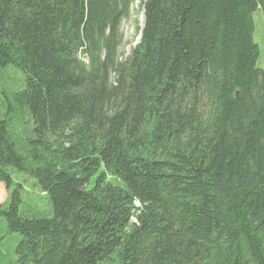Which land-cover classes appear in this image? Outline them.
<instances>
[{
	"label": "trees",
	"instance_id": "16d2710c",
	"mask_svg": "<svg viewBox=\"0 0 264 264\" xmlns=\"http://www.w3.org/2000/svg\"><path fill=\"white\" fill-rule=\"evenodd\" d=\"M134 1L0 0V67L26 77L0 119L13 264H264V0H140L123 57Z\"/></svg>",
	"mask_w": 264,
	"mask_h": 264
},
{
	"label": "rangeland",
	"instance_id": "374dc122",
	"mask_svg": "<svg viewBox=\"0 0 264 264\" xmlns=\"http://www.w3.org/2000/svg\"><path fill=\"white\" fill-rule=\"evenodd\" d=\"M144 10L140 0L132 4L130 16L122 21L121 31L123 33V44L120 54L127 57L133 48L141 42V29L144 24ZM255 32L254 41L260 46L261 54L258 66L264 68V12L258 9L254 13ZM137 27L140 29L138 30ZM26 87L25 74L15 66L0 67V119L8 110L13 93L21 91ZM12 177L16 181L24 183L22 209H32L41 215L50 217L53 213L51 206L42 194L39 187L35 185L34 179L24 175L15 168L10 169ZM8 198V190L4 183H0V200L5 203ZM22 235L18 232H10L5 218L0 217V264H13L16 260V249L21 241Z\"/></svg>",
	"mask_w": 264,
	"mask_h": 264
},
{
	"label": "water",
	"instance_id": "95a60500",
	"mask_svg": "<svg viewBox=\"0 0 264 264\" xmlns=\"http://www.w3.org/2000/svg\"><path fill=\"white\" fill-rule=\"evenodd\" d=\"M144 23H145V13H144ZM144 25V24H143ZM144 27V26H143ZM141 36H142V34H141Z\"/></svg>",
	"mask_w": 264,
	"mask_h": 264
},
{
	"label": "crops",
	"instance_id": "0c3cea01",
	"mask_svg": "<svg viewBox=\"0 0 264 264\" xmlns=\"http://www.w3.org/2000/svg\"><path fill=\"white\" fill-rule=\"evenodd\" d=\"M3 201L0 200V203H2Z\"/></svg>",
	"mask_w": 264,
	"mask_h": 264
},
{
	"label": "bare ground",
	"instance_id": "6f19581e",
	"mask_svg": "<svg viewBox=\"0 0 264 264\" xmlns=\"http://www.w3.org/2000/svg\"><path fill=\"white\" fill-rule=\"evenodd\" d=\"M144 26V25H143ZM138 205V204H137Z\"/></svg>",
	"mask_w": 264,
	"mask_h": 264
}]
</instances>
